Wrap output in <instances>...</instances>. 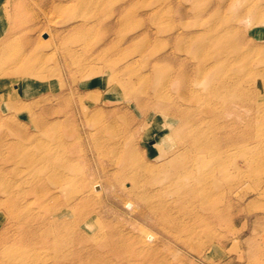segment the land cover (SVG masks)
<instances>
[{
    "label": "rangeland",
    "instance_id": "obj_1",
    "mask_svg": "<svg viewBox=\"0 0 264 264\" xmlns=\"http://www.w3.org/2000/svg\"><path fill=\"white\" fill-rule=\"evenodd\" d=\"M251 6L260 10L259 21L246 11L257 9ZM226 27L239 30L241 47L264 51V0H0V199L9 187L27 190L20 213L42 214L72 196H62L70 189L87 199L67 214L95 224L91 232L59 229L51 219L53 236H76L66 244L74 252L62 241L40 249L38 262L264 264V149L248 151L250 165L242 161L244 149L235 151L240 168L230 201L216 174L202 177L207 188L193 175L179 178L203 152L175 108L192 109L195 130L212 139L223 119L215 110L232 104L208 93L191 98L210 79H186L184 65L216 47L209 44L198 57L197 40L188 38ZM246 66L245 80L264 77V62ZM157 83L162 97L152 93ZM253 122L264 137V113ZM122 149L135 152L125 169ZM47 151L64 164L62 195L54 170L41 162ZM215 161L207 156L199 169ZM48 163L57 171L53 158ZM8 212L0 204L1 237L18 233ZM113 245L122 256L108 251Z\"/></svg>",
    "mask_w": 264,
    "mask_h": 264
},
{
    "label": "bare ground",
    "instance_id": "obj_2",
    "mask_svg": "<svg viewBox=\"0 0 264 264\" xmlns=\"http://www.w3.org/2000/svg\"><path fill=\"white\" fill-rule=\"evenodd\" d=\"M254 8L257 7L255 6ZM246 11L251 15L254 13L252 15L254 21H259L261 15L258 8L255 10L248 8ZM212 30L213 33L207 34V32H205L197 35V37L194 34L189 36V41L194 38L199 44L197 50H195V56L199 57V52L197 53V51H205V48L208 47L209 44L216 48L214 53L206 52L201 60H198L195 65H184L187 71L184 73V77L186 79L192 78L191 74L193 76L199 74H202L205 77L209 76V82H204L201 84L200 88L191 91L190 94H192V99H199L203 94L208 93L213 95L214 98H218L220 101H232V104L229 106H226V104H224V106L221 105L218 110H215L216 116L218 118L222 117L223 119L218 125L215 138L212 139H209L207 136L202 137L201 132L195 130V122L192 119L193 117H191L192 109L190 110L188 107L180 109L174 107L175 110L173 112L177 115L176 117L182 120L184 126L186 125L185 131L191 135V143L197 148H202L203 152L202 154L193 157V160H191L189 165L191 171L182 172L179 178L183 179L189 177L188 175H193L198 181H201L204 175L208 177L209 175H212L214 177L216 174L228 187L227 199L230 201L236 194L235 189L238 185L236 184L234 175L240 168L235 161V151L241 152L244 149V157L242 161L247 165H250L251 161L248 160V151L254 147L261 150L264 149V137L262 136V132L254 131L255 124L253 122L256 118L261 119V114L264 113V77L263 75L258 74L257 77L260 76L261 78L256 80L254 84L250 83V80H245V78H251L246 75V65L251 67L253 62L256 64L263 63L264 51H259L255 54L252 48L241 47V33H239L237 28L226 27L222 29L214 28ZM205 31H207V29H205ZM230 67L232 70L230 72H225L226 68ZM36 76L45 78L43 74H37ZM160 91V84H154L152 88L153 95L162 97L163 93ZM251 93H258L255 96L256 100L253 97L248 96ZM229 95H233L235 98H227ZM254 110L257 112L255 113ZM134 156L135 152L133 149L120 150L119 159L121 160L123 169L130 166ZM207 156H215L216 161L210 170L202 171L199 169V164H201L202 160ZM50 158L54 159L55 164L58 163L57 171L56 168H51L52 166L48 165ZM42 161L44 162V166L48 173H52L54 170V180L56 182L54 188L56 189V192L58 191L61 194L64 192L62 187L66 182V174L63 171V162L59 163L58 155L50 151L44 153L43 159H41V162ZM14 171L15 169H12L11 172ZM128 177L132 181H136L137 176L134 175L133 172H130ZM200 184L205 185L206 188L209 186V183L206 181L205 183L201 181ZM3 192L4 194H2L3 197L0 199V204L9 209V212L4 215L9 218L8 221L16 219V222L18 223V233L11 234L8 237L0 236V251L2 252L5 249L9 250V253H4L6 255V260L0 258V261L2 262L1 264H46L45 262L37 261V259H39L38 251L40 249H45V247H48L49 245L52 247H61L62 241H64L63 245L66 246V244L69 243L68 241L75 240L76 236L71 234L69 235L70 239L67 241L61 240L58 234L57 236H53L54 234H52V230H49L48 226V223L50 225L51 219L56 221L59 229L76 225L77 227L80 226L83 231L90 230L91 232L95 228V224L92 220L88 221V217L72 218V215L67 214L66 209L75 208L86 201L87 197L82 193L78 194L79 196L77 195L78 198H76V194H69L70 189H67L66 192H64L65 195H61L63 197L72 196L67 197L68 199L66 201H62V199V202L60 200L56 201V210H48L49 213L43 212L42 214H35L34 212L31 214L27 209L23 210L22 214L20 213V210L22 208H27L24 198L25 194L29 191L22 190L18 187L12 189L9 187L4 189ZM53 197H55L56 200L59 198V194L54 195ZM202 206L204 208H210V210L215 209V206L208 202L203 203ZM216 211L213 210V214L216 215ZM60 217L63 219H71L64 221L61 220ZM70 246L71 245H67L65 248H67L69 254H72L74 250ZM108 251L117 256H122L120 249L116 248L114 245ZM130 254L140 255L136 251H131Z\"/></svg>",
    "mask_w": 264,
    "mask_h": 264
}]
</instances>
